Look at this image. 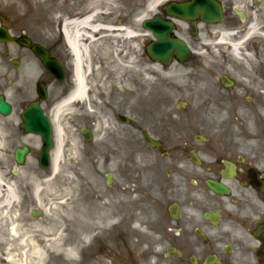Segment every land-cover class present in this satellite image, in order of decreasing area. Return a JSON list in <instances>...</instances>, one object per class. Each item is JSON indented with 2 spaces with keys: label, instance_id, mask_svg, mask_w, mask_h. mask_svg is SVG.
Wrapping results in <instances>:
<instances>
[{
  "label": "rangeland",
  "instance_id": "374dc122",
  "mask_svg": "<svg viewBox=\"0 0 264 264\" xmlns=\"http://www.w3.org/2000/svg\"><path fill=\"white\" fill-rule=\"evenodd\" d=\"M140 1L0 0V25L7 26L14 36L25 33L36 39L46 30L47 21L56 27L68 16L82 17L93 9L101 13L98 19L102 25L125 27L138 35L127 38L120 31H102L94 36L95 41L82 42L87 49L82 59L84 73L96 92L90 91L87 105L73 103L58 117L63 154L56 174L53 166L42 170L38 165L40 138L25 135L19 128L22 110L35 99V79L27 76L25 69L9 66L3 52L9 50L11 56H17L18 48L0 43V94L13 108L11 115H0V174L5 185H16L19 221L27 236L44 251L42 264H64L70 257L66 254L69 238L88 246L106 231L143 235L140 232L147 230L146 220L150 222L164 214L169 199L163 194L166 168L188 154L185 142L195 144L196 135L207 136L217 144L237 136L246 138L255 135L257 124L264 120V107L255 108L246 100L248 93L261 100L264 94V0H229L225 20L216 26L201 25L196 36L182 24L180 36L193 49L194 58L187 66L173 63L169 67L142 58L141 42L146 33L142 21L152 18L157 10L139 9ZM234 9L247 15L244 28L239 27ZM223 34H229L230 42H243L238 55L228 44L219 43ZM116 65L126 68L120 81ZM222 74L235 81L231 93H243V99L228 102V106L216 101L202 106L200 101H194L193 109L177 108L176 88L186 92L182 88L189 87L185 84L189 80L197 81L192 85L193 94H225L217 89ZM58 93L60 90H53V98L42 104L51 121L61 101L54 100ZM119 114L128 116L131 124L120 123ZM85 127L93 131L90 143L80 134ZM53 130L56 146L54 123ZM142 130L161 140L162 147H148L142 141ZM23 145L30 146L33 153L19 168V174L13 175L17 167L13 153ZM165 151L174 152L173 156L162 155ZM107 173L112 174L111 186L106 184ZM91 203L92 207L86 209ZM32 210H42L44 216L33 218ZM107 215L112 218L106 219ZM51 226L59 227L60 236L49 234ZM0 255L3 264L2 246ZM29 263L21 256V264Z\"/></svg>",
  "mask_w": 264,
  "mask_h": 264
},
{
  "label": "flooded vegetation",
  "instance_id": "af4514ba",
  "mask_svg": "<svg viewBox=\"0 0 264 264\" xmlns=\"http://www.w3.org/2000/svg\"><path fill=\"white\" fill-rule=\"evenodd\" d=\"M150 1H140L139 9H149ZM186 1L189 0H165L155 7L157 13L153 17L159 15L163 20L174 22L175 31L172 36L181 37L182 24L190 27L189 32L193 24L197 29L201 25L214 26L198 20L172 18L162 11L169 2ZM218 1L223 8L224 21L230 3L229 0ZM233 11L239 18V27L244 28L247 15L242 10ZM75 18L68 16L64 21ZM62 23L59 22L55 27L52 21H47L46 30L36 39L23 33L13 35L14 41L3 43L18 48L17 56H11L9 50L3 52L9 66L14 69L23 68L27 76L35 79V99L32 101L39 100L38 88L47 97L42 104L53 98V90H60L54 100L62 101L75 90L74 58L60 32ZM21 38L28 39L32 46H39L47 63L31 49L22 46L18 41ZM152 40L146 31L141 42L142 58L146 61L149 58L145 48ZM192 58L193 52L186 61L175 60L174 63L187 66L191 64ZM223 76L231 79L227 74L220 76L221 86L217 89L226 92L218 96L211 92L193 94L192 85L197 84V81H186L189 87L182 88L186 92L176 88L177 108L193 109L194 101H200L202 106L210 105L213 101L228 106L231 105L228 102L243 99V93L241 96L231 93L235 88L233 79L229 80L233 83L230 87L222 84ZM261 98L263 101L248 93L246 100L254 104L255 108L264 107V94ZM91 124L95 125L94 122ZM257 129L255 135L246 138L237 136L219 144L204 135H196L193 138L195 144L185 142L184 146L189 147L188 154L182 159H175L173 166L166 168L163 194L169 199L163 208L164 214L150 222L146 220L144 226L147 230L140 232L143 234L141 236L134 237L131 231L126 230L106 231L88 246L83 245L82 241L69 238L68 249H73V253L65 258L64 264H264V120L257 124ZM142 132L160 142L161 146L153 148L146 144ZM141 138L152 149H160L163 145L161 140L145 130L141 131ZM203 143L205 147L200 146ZM173 153L165 151L162 155L172 157ZM209 182L219 185L221 191L211 189Z\"/></svg>",
  "mask_w": 264,
  "mask_h": 264
},
{
  "label": "water",
  "instance_id": "95a60500",
  "mask_svg": "<svg viewBox=\"0 0 264 264\" xmlns=\"http://www.w3.org/2000/svg\"><path fill=\"white\" fill-rule=\"evenodd\" d=\"M168 15L182 20H201L207 24H219L223 21V10L218 0H189L188 2L176 3L171 2L163 8ZM144 27L147 28L154 36V41L146 46V53L152 62L162 66H168L176 59L180 62L186 61L190 55L191 50L186 42L178 37L172 36L171 32L174 25L156 16L154 19L144 21ZM193 35L196 34L195 24H193ZM14 39L9 30L5 26H0V42H12ZM19 43L32 51L46 64L47 60L40 53V47H32L28 39L21 38ZM225 87L232 86L233 83L227 77L221 79ZM38 95L41 99H46V94L38 88ZM11 113V106L6 101L4 95H0V114L8 116ZM20 129L25 134L37 135L42 140V147L40 150L38 164L41 169L47 170L50 167V151L53 148L52 125L49 118L46 116L39 101L30 103L21 114ZM118 120L123 124H129L130 119L127 116L119 115ZM81 134L85 137L86 142L92 140V133L88 129H83ZM143 140L151 147H160L161 143L151 138L147 133L142 132ZM33 153V150L24 145L16 148L14 151V161L18 167H22L26 163L27 157ZM18 170H14L17 174ZM112 184L111 174L107 175V185ZM209 187L214 191H221V187L213 182H209ZM31 215L34 218L43 216L42 211H33Z\"/></svg>",
  "mask_w": 264,
  "mask_h": 264
},
{
  "label": "bare ground",
  "instance_id": "6f19581e",
  "mask_svg": "<svg viewBox=\"0 0 264 264\" xmlns=\"http://www.w3.org/2000/svg\"><path fill=\"white\" fill-rule=\"evenodd\" d=\"M164 1L165 0H151L149 2L150 11L154 10L155 7L162 4ZM100 14L99 11L93 9L87 15L65 21L64 24V32L74 58L76 86L69 98L60 102L54 109L53 123L55 126L56 146L51 153L53 174L57 173L63 154V133L57 122L59 115L64 109H69L73 103L80 102L82 104H87L89 102L90 91L96 92L95 85L91 87L87 83V78L84 73L82 59L83 53L86 52L87 49L83 47L82 42L95 41L94 36L102 31L109 32L110 34L120 31L121 34H124L127 38L138 36L125 27L120 28L113 27L112 25H102L98 19V17L101 16ZM253 29L254 27L252 26L250 30ZM248 37L249 35L246 36V38ZM228 39L229 34H223L219 43L228 44L232 53L238 55L243 42L235 43L230 42ZM125 69L126 68L122 65H116L114 67L119 81ZM102 86H104V83ZM119 88L122 89V86L119 85ZM36 196L39 197V191H37ZM18 202L19 195L16 185L12 183L5 185L0 174V247H3V254L5 256V258H2L3 264H21V256L25 257V259H29V264H42L44 251L38 248L36 246V240L27 236L28 232L22 229L17 211ZM89 207H92V203L87 205L86 209ZM108 218H112V216L107 215L106 219ZM48 231L49 234L52 233L53 236H60L58 226H51ZM72 253L73 249L70 248L66 250L67 255Z\"/></svg>",
  "mask_w": 264,
  "mask_h": 264
}]
</instances>
